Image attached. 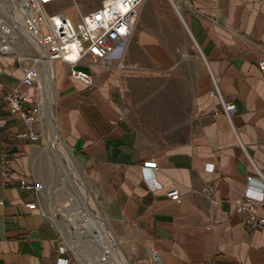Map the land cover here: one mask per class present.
I'll list each match as a JSON object with an SVG mask.
<instances>
[{
	"label": "crops",
	"instance_id": "0c3cea01",
	"mask_svg": "<svg viewBox=\"0 0 264 264\" xmlns=\"http://www.w3.org/2000/svg\"><path fill=\"white\" fill-rule=\"evenodd\" d=\"M132 29L108 59L76 67L89 84L52 63L56 146L71 151L107 233L135 264H157L149 250L161 264H264V227L245 231L234 211L253 173L248 159L264 174V0H188L181 20L165 0H143ZM13 58L0 52V94L18 90L32 109L33 89ZM219 99L233 106L228 118ZM42 102L48 125L44 93ZM42 145L0 140V264H79L54 219L39 201L28 210L33 197L18 187L34 182L30 153ZM147 160L156 168L143 174ZM173 190L177 200L166 197ZM258 213L264 218V197Z\"/></svg>",
	"mask_w": 264,
	"mask_h": 264
},
{
	"label": "built area",
	"instance_id": "2783aa9c",
	"mask_svg": "<svg viewBox=\"0 0 264 264\" xmlns=\"http://www.w3.org/2000/svg\"><path fill=\"white\" fill-rule=\"evenodd\" d=\"M5 1H8L13 8L11 0ZM63 1L23 0L18 9V31L20 36L28 40L27 44L33 45L34 43L42 50L43 58L50 66L54 62L67 65L70 78L89 84V75L76 67L82 64L84 58L93 61L108 59L113 54L116 45L130 36L137 8L143 0H99L95 7L84 13L80 11L81 5L76 0H69L78 15L76 20L67 14L65 7L54 11L46 10L47 7ZM165 2L176 17L181 20L182 7L188 5V0H165ZM8 18L10 19V17ZM0 41H3L1 36ZM30 45L28 44V46ZM15 57L17 62L25 60ZM37 61L41 63L39 56L32 59L30 65L21 67V83L33 89L32 109L25 107L26 97L18 90H9L0 94V140L7 138L31 142L38 140L45 134L43 132H46L43 129L39 107L40 77L35 65ZM257 70L261 78L264 79V59L257 63ZM212 92L218 97V91L213 81ZM219 104L223 115L228 118L233 107L232 104L223 103L221 99H219ZM4 112L15 116L23 125V130L11 131L3 118L2 113ZM34 124H38L37 130L33 128ZM48 144L50 148H53L51 141ZM248 161L253 173L245 177L243 196L234 203V211L240 218V227L247 232H253L264 227V218L258 213V207L262 204L264 197V174L250 159ZM5 164V153L0 150V165L4 166ZM140 168L142 173L146 174V171L156 168V163L153 160H147L141 163ZM17 182L20 189L30 193L33 197V200L25 207L28 210L36 209L35 201H38L40 184L27 182L24 179H18ZM166 197L170 200H177L179 195L176 190H173L166 193ZM59 251L64 253L65 250L60 247ZM149 256L157 264H161L154 250H149ZM66 263V259L63 258L56 260V264Z\"/></svg>",
	"mask_w": 264,
	"mask_h": 264
},
{
	"label": "rangeland",
	"instance_id": "374dc122",
	"mask_svg": "<svg viewBox=\"0 0 264 264\" xmlns=\"http://www.w3.org/2000/svg\"><path fill=\"white\" fill-rule=\"evenodd\" d=\"M15 1L16 0L12 1L13 2L11 4L12 6L17 5ZM76 1L81 5L80 11L84 13L90 10L91 8L95 7V5H97L99 0H76ZM5 2L7 1L1 0L0 4L10 5V3L8 2L5 3ZM62 7H65L67 14L70 17H72L73 20L77 19L78 15L75 9L71 6V3L69 0H64L63 2H60L58 4L51 5L47 7L46 10L47 11L60 10ZM1 9H0V16L4 13L2 12ZM3 15L5 16L4 17L5 20H8V21L10 20L6 12ZM12 43L22 44L23 48L29 52V55L27 56L28 59H25L20 62L15 61L17 65L20 66V69L23 66L30 65L32 62V59L38 58L39 53L35 51L33 48H31L30 46H28V44L25 43L21 37H18V36L15 37L14 39H12ZM192 47L195 48V45L193 43H192ZM9 56L11 57L12 55H9ZM12 57H14L13 58L14 60L16 59L15 56H12ZM39 59H40V55H39ZM35 65L37 66V68H39L40 62L37 61ZM39 70H40L39 71V76H40L41 68ZM42 74H43V71H42ZM51 108L53 110V115L55 118L56 115L54 111V102L52 103ZM43 129L48 131L49 133L43 132L45 133L41 137V140H43V145L41 147H35L32 149V152L30 153L31 164H30V169H29L30 170L29 175L31 176V179L34 182L40 184L41 186L40 192L38 194L39 205L46 216L54 219L53 223L56 225V228L59 232L60 241L66 248L69 256L74 261H76L79 264H110L108 263L109 261L104 259L102 252H100L101 247L97 241L93 240L91 237H89V235L88 236L84 235V233H82L81 235H79V233L77 234L72 224H70L69 222H68L69 225L65 223L64 217L67 214L66 212H61V214L54 213L55 212L54 210L56 209L58 205L60 207H64V210H67V211L68 210L73 211L74 209H76L81 212H87V214H89L90 212L87 209V207H85L84 205L82 195L79 193V190H78V184L74 180L72 173L68 171L64 162H62L61 158L57 156L58 145L56 146V148L49 147L48 143H50V141H53V142L55 141L54 137L52 136V133L50 132V127L48 125L43 124ZM61 143L65 147L66 151L70 155L71 160L73 161L77 176H79L80 180L83 182L90 196L93 198L95 204L97 205V202L91 192V189L85 183L86 178L84 174L81 172L82 171L81 168L76 163L73 154L63 144L62 141ZM68 195H70L69 198L71 201H67L66 197ZM97 208L99 210L98 206ZM84 217H87V216H84ZM87 219H90V218L87 217ZM66 229L69 230V233H67ZM113 241H114L115 247H117L121 251V253L125 257V259L128 261V263L135 264L132 258L127 256L123 252V250L120 247V244L116 242L114 237H113Z\"/></svg>",
	"mask_w": 264,
	"mask_h": 264
},
{
	"label": "bare ground",
	"instance_id": "6f19581e",
	"mask_svg": "<svg viewBox=\"0 0 264 264\" xmlns=\"http://www.w3.org/2000/svg\"><path fill=\"white\" fill-rule=\"evenodd\" d=\"M12 1L14 0H11V2ZM22 1L23 0H16L15 2L17 3V5L16 6L14 5L13 8L7 4L6 5L0 4V9L2 8L1 10L2 12H4L3 14H5L6 12L7 16L10 17V20L8 21L4 19L5 16L3 14L0 16V36L3 38V41H0V52L15 55L19 57L20 59H27L26 57L29 55V52L23 48L22 44L12 43V39L17 36L21 37L25 43L28 41L23 36H20V33L18 31V27H19V10L18 9ZM28 44L30 45V43ZM30 46L33 47L40 55L41 63H40V67L38 68V73L40 71L39 69L40 68L42 69L41 65L44 64L43 74L40 72V76H39L40 77L39 79L40 80L39 82V85H40L39 86L40 87L39 107L43 103L42 95L44 93L47 95V103H46V106L42 108L43 109L42 110L43 119L46 120V122L48 123L50 127L52 136L55 137V139L57 140L59 139V132L55 124V118L53 115V110L51 108V105L54 101L53 100V96H54L53 83L54 82L52 81L53 73L50 68L51 66L47 62H45L43 58V52L38 46H36L34 43L33 45H30ZM51 142L53 144L52 147L56 148V142L55 141L54 142L51 141ZM57 143H58L57 156H59L62 162H64L68 171L72 173L74 180L78 184V190H79V193L82 195L84 205L85 207H87V209L89 210L91 214L90 213L87 214V212H81L76 209H74L73 211H70V210L67 211V210H64V207H60L59 205L54 210L55 211L54 213L61 214V212H66L67 214L64 213L66 214L64 217L65 223L68 224L69 222L70 224H72L77 234L79 233V235H81L82 233H84V235L86 236L89 235V237L97 241L101 247V251L100 250L99 251L102 252L104 259L109 261L108 263L110 264H129L128 261L121 254V252L116 247H114V242L109 236V234L107 233V230H106L107 227L105 224V220L100 214L97 208V205L95 204L93 198L90 196L85 185L80 180L79 176H77V173L75 172V166L73 164V161L70 158L69 153L66 151L65 147L62 145L60 141ZM69 196L70 195L66 197L67 201H71ZM84 216L89 217L91 220L87 219V217H84ZM66 231L67 233H69V230L66 229Z\"/></svg>",
	"mask_w": 264,
	"mask_h": 264
}]
</instances>
